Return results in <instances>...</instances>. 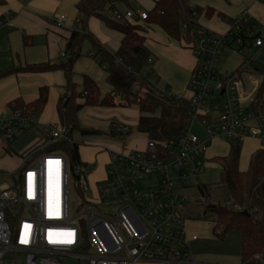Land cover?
I'll return each instance as SVG.
<instances>
[{"label": "built area", "instance_id": "obj_1", "mask_svg": "<svg viewBox=\"0 0 264 264\" xmlns=\"http://www.w3.org/2000/svg\"><path fill=\"white\" fill-rule=\"evenodd\" d=\"M113 16L130 21L135 14L116 10ZM147 16L140 14L143 21ZM56 22L61 27L66 17ZM180 44L196 64L188 95L178 97L188 103V127L177 144L169 148L148 139L145 150L110 151L106 177L94 185L85 164L71 166L83 197L74 217L66 158L48 152L35 162L33 149L26 151L10 174L13 185H0V264L9 251L24 253L25 264H195L185 229V191L191 179L205 175L210 145L216 139H254L264 150V95L259 94L264 77L250 78L249 86L244 78L264 48V24L244 11L229 21L226 34L199 25ZM224 50L247 59L233 72H220ZM62 58L66 62L69 56ZM194 125L205 131V139L192 132ZM36 126L38 118L24 109L4 112L0 140L9 146ZM48 130L50 143L68 140L66 125ZM138 183L146 189L138 190Z\"/></svg>", "mask_w": 264, "mask_h": 264}, {"label": "crops", "instance_id": "obj_2", "mask_svg": "<svg viewBox=\"0 0 264 264\" xmlns=\"http://www.w3.org/2000/svg\"><path fill=\"white\" fill-rule=\"evenodd\" d=\"M84 1L4 0V3L0 5V22L4 21L0 26V115L4 112L10 113L14 103L31 104L39 98L41 91L45 89L48 91V102L38 117V126L25 133L27 149L25 148L26 150L18 159L15 171L21 166L23 154L26 151L33 149L35 162H38L42 155L53 152L44 149L52 145L48 127L61 124L60 101L70 95L69 77L65 69L32 72L26 70L28 67L65 63L62 55L67 54V45L72 34L80 30L86 34V38L80 47V57L71 68L76 104H83L85 101V77H90L99 87L102 100L113 91V87L107 80L106 65L101 63L100 58L97 57L98 48L94 42L102 50L115 55L121 47L123 35L94 16L85 22H80L79 6ZM156 1L127 0L125 3L118 4L116 8L122 13L132 11L135 16L130 19V22L141 25L140 27L145 30L146 45L152 55L150 60L152 64L147 69L153 73L154 82L157 83L161 80L169 94L186 97L190 76L196 64L193 54L183 48L180 42L169 38L159 26L147 25L140 18L141 13L148 14L154 8ZM191 6H198L205 10L198 23L201 27L217 34H226L229 30V21L236 19L244 11H249L256 24H264V1L191 0ZM207 10L214 13L209 16ZM105 14L114 19L113 13L108 11ZM59 16L66 17V22L61 27L56 22ZM78 20L79 22H77ZM25 41L28 44H25ZM257 71H255V66H250L247 74L244 75L246 84H248L251 75ZM115 102L117 103L116 107H83L75 114L79 129L72 133V140L78 144L81 162L90 169L88 179L92 185L105 179L110 151L145 150L147 147L148 136L141 133L138 128L141 117L138 106H125V101L122 98H117ZM131 125L137 128L136 132L132 131ZM122 128H126L127 131L122 133L120 131ZM84 131L87 134L83 133ZM137 135L144 136L143 144ZM215 141L229 145V152L223 157L213 158L208 156L209 150L207 152V164L221 170L215 159L227 157L230 154L231 145L230 142L223 139H216L212 143ZM246 142L258 144L252 155L261 149V143L258 140L247 139L242 145ZM38 152L41 153L37 155ZM241 170L247 171L248 168ZM212 230L213 224H211V232ZM232 232H235L234 235L237 237V254L241 258V264H258L257 262H243L242 235L238 231ZM230 233L228 236L231 235ZM186 234L192 251L191 245L197 240H193V237L197 238L198 236L187 232V230ZM194 252L192 251L193 258ZM204 260L208 261L205 258ZM195 264L217 263H197L195 261Z\"/></svg>", "mask_w": 264, "mask_h": 264}, {"label": "trees", "instance_id": "obj_3", "mask_svg": "<svg viewBox=\"0 0 264 264\" xmlns=\"http://www.w3.org/2000/svg\"><path fill=\"white\" fill-rule=\"evenodd\" d=\"M127 0H85L80 4V22H85L94 16L106 25L123 35L121 47L115 55L98 48L97 57L106 65L109 84L113 91L103 100L100 89L90 78L84 80V103L76 104L75 85L71 80V68L80 57V47L86 34L75 31L67 45L69 59L64 64H41L28 67L32 72H50L65 69L68 73L70 90L69 97L60 101L59 114L61 124L69 128L68 140L62 141L67 147L72 166L81 164L78 144L72 140V133L79 129L75 114L83 107H116L117 98H122L125 106L137 105L141 113L139 131L148 139L158 144H167L173 148L188 127V103L177 96L163 92L156 87L153 73L149 68L152 59L146 45L145 30L129 20L115 21L106 12L113 13L117 5ZM4 0H0V5ZM205 12L201 7H192L191 0H157L154 8L148 12L147 25L159 26L169 38L180 42L188 38L191 31L199 26L198 20ZM211 16L213 11H206ZM186 29L188 31L186 32ZM185 30V31H184ZM25 44H28L25 41ZM120 61V62H119ZM253 62L255 71L258 67ZM259 94L264 95V79ZM48 102V91H41L39 98L31 103L16 102L12 109H24L27 113L38 118ZM123 106V105H122ZM83 133H86L84 131ZM62 142L54 143L44 148L62 147ZM230 154L227 157L215 159L221 167L219 184L224 187L226 198L215 199L210 185L198 184L195 203L187 202L186 210L192 218L209 221L213 224V236L223 240L230 232L238 231L242 235V258L244 263L263 264L264 262V150L255 152L250 160L247 171L240 169L242 143L230 142ZM42 152V151H41ZM41 152H38L39 155Z\"/></svg>", "mask_w": 264, "mask_h": 264}, {"label": "rangeland", "instance_id": "obj_4", "mask_svg": "<svg viewBox=\"0 0 264 264\" xmlns=\"http://www.w3.org/2000/svg\"><path fill=\"white\" fill-rule=\"evenodd\" d=\"M145 25V24H144ZM141 26V25H140ZM247 57L239 54H234L229 50H224L221 55L219 63V71H230L233 72L237 69L239 65H242L246 61ZM258 65V71L251 75V78H262L264 77V48L259 51L255 57ZM152 61L149 63V66ZM254 66V65H253ZM154 81V80H153ZM156 87L166 93V86L159 80L156 83ZM136 122V121H135ZM132 131L136 132L137 128L131 125ZM192 132L201 138L205 139V131L201 129L198 125H194ZM136 134V133H134ZM27 135H23L18 138L15 143L7 146L0 141V185L10 184L13 185V177L10 175L11 172L15 171L16 163L21 157L22 153L27 149L25 138ZM138 139H141L143 144L145 141L144 136L137 135ZM1 138V135H0ZM62 147L58 146L53 148L55 153L63 155L68 161V171L71 182V202H72V217L79 214L78 210L83 197L79 195L76 187V168L72 169V161L68 154L66 143ZM258 144L253 142H246L242 145L241 157H240V168L245 169L249 167L251 155L253 151L257 148ZM26 148V149H25ZM229 152V145L220 142H214L209 147L208 156L213 158L223 157ZM95 166L97 164H94ZM221 178V170L214 166L208 165L206 173L199 179H191L188 183L190 188L185 191L188 195V201L195 203L197 197L195 194L198 192V184L210 185V189L214 194V200H224L226 197V192L224 187H222L219 182ZM138 190H145L147 187L146 183H138ZM187 201V202H188ZM186 230L191 234L197 235V240L193 242L192 251L194 252V260L199 262H211L217 264H241V258L237 254V237L234 235L235 232L227 235L223 240L218 239L213 236L211 232V224L209 221L196 220L192 218L190 211L186 212ZM233 234V235H232ZM195 243V244H194ZM196 245V246H195ZM199 247V249H198ZM204 258L208 261H205ZM4 264H25V254L21 252L9 251L4 257Z\"/></svg>", "mask_w": 264, "mask_h": 264}, {"label": "water", "instance_id": "obj_5", "mask_svg": "<svg viewBox=\"0 0 264 264\" xmlns=\"http://www.w3.org/2000/svg\"><path fill=\"white\" fill-rule=\"evenodd\" d=\"M68 67V65L67 64H64V68H67ZM18 179V178H17Z\"/></svg>", "mask_w": 264, "mask_h": 264}]
</instances>
